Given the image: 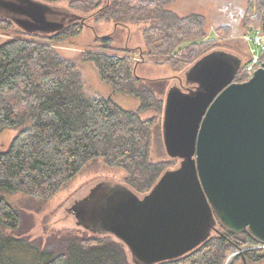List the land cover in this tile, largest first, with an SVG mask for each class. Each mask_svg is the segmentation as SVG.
I'll return each instance as SVG.
<instances>
[{
  "label": "trees",
  "instance_id": "obj_1",
  "mask_svg": "<svg viewBox=\"0 0 264 264\" xmlns=\"http://www.w3.org/2000/svg\"><path fill=\"white\" fill-rule=\"evenodd\" d=\"M174 1L110 0L101 6V0H71L69 8L80 18L51 35L58 41L78 35L86 18L82 13L87 12L95 22L110 20L117 26L149 22L143 30L146 53L140 51L141 56L176 69L204 53L194 50L206 42L202 41L206 32L204 16L182 18L169 11L166 6ZM246 12L244 24L264 30V0H249ZM0 21L7 26L13 23ZM228 30L218 28L222 34ZM112 36L96 37L104 51H85L82 60L93 62L100 79L114 91L137 97L136 111L122 109L111 97L85 95L75 64L53 57L49 45L21 38L0 43V133L29 122L0 152V191L47 200L97 158L123 169L127 182L139 192L148 191L157 181L162 163L149 161L155 117L142 119L140 112L155 106L154 93L163 84H140L132 58L113 53L125 48H115ZM240 72L244 80V69ZM19 222L17 210L0 195V264H129L124 244L109 236L50 237L41 245L37 240L3 234V228L16 229ZM234 236L242 237L243 245L257 243L247 231L225 229L192 253L159 264H222ZM257 251L245 250L241 255L256 262Z\"/></svg>",
  "mask_w": 264,
  "mask_h": 264
},
{
  "label": "water",
  "instance_id": "obj_2",
  "mask_svg": "<svg viewBox=\"0 0 264 264\" xmlns=\"http://www.w3.org/2000/svg\"><path fill=\"white\" fill-rule=\"evenodd\" d=\"M0 18L28 33L53 34L80 16L39 0H0ZM241 64L237 55L212 50L184 70L191 88H168L162 137L179 165L147 193L97 184L75 202L81 222L123 243L135 264L182 258L218 223L264 243V63L237 82Z\"/></svg>",
  "mask_w": 264,
  "mask_h": 264
},
{
  "label": "rangeland",
  "instance_id": "obj_3",
  "mask_svg": "<svg viewBox=\"0 0 264 264\" xmlns=\"http://www.w3.org/2000/svg\"><path fill=\"white\" fill-rule=\"evenodd\" d=\"M39 1L63 6L78 14L76 10L69 8L71 0ZM108 1L110 0H101V6L107 4ZM248 7L249 0H175L169 6L172 11L182 16L189 13L203 14L207 20V22L205 21L204 30L205 28L207 29L208 36L202 39V41L206 42L203 45H199L197 50L195 49L194 51H204L200 56L212 50H223L237 55L242 63L240 71L242 68L244 69V64L250 59L251 45L246 41L245 36L251 35L257 30L254 26L248 27L244 24ZM82 14L86 17L84 24H81L82 31L76 36L59 41L55 40L51 34H27L14 23L7 26V22L0 21V43L13 38H21L49 45L52 49L53 57L71 61L75 64L85 95L101 98L111 97L122 109L136 111L140 105V100L137 97L132 94L114 91L110 84L100 79L93 62L82 60V54L85 51H104L101 50L100 44L96 42V37L112 34L113 46L120 49L125 48L124 51L119 50L113 53L132 58L133 72L137 77H140V84L154 85L151 82H163L164 80L163 83H160L163 84V87H158V89L154 87L157 89L154 93L155 106L140 112V117L142 119L155 117V122L151 129L149 161L162 163L163 171L177 167L179 159L170 158L163 144L162 118L164 98L166 91L171 86H177L184 91L187 90L190 85L188 86L185 83L183 72L200 56H197L190 63L181 62L179 67L173 69L169 65L161 64L147 55L141 56V52L143 54L146 53L143 30L150 24L149 22L116 26L110 20L95 22L90 12ZM224 26L229 28L228 32L226 34L219 33L218 28ZM260 30L264 34V30ZM222 31L225 32V29ZM186 56L188 55L186 54ZM240 71L235 78L237 82L243 81ZM238 78L240 81L237 80ZM156 84L159 85V83ZM28 125L29 122H25L15 128H7L0 133V152L6 150L13 137ZM97 184L105 186L113 184L124 185L140 197L150 190L143 192L135 190L127 182V174L123 169L109 167L102 158H97L88 162L78 174L62 185L56 194L47 200L35 199L21 192L7 193L0 191V195H3L17 210L20 219L18 228H3V234L23 237L28 240H37L41 245H44L50 237L66 235L99 238L109 236L110 240L117 242L118 240L113 236L94 233L89 226L81 222L73 209L75 202L86 197L90 189ZM217 229L218 231L212 232L211 237L224 234L225 229L221 224H217ZM241 239L242 237L240 236L230 238L231 245L222 260V264H264V249L257 251L256 256L260 258L256 262L241 255L244 252L241 248L244 249L247 246L240 243ZM124 248L129 264H135L127 248L125 246ZM237 256L239 257L236 258Z\"/></svg>",
  "mask_w": 264,
  "mask_h": 264
},
{
  "label": "built area",
  "instance_id": "obj_4",
  "mask_svg": "<svg viewBox=\"0 0 264 264\" xmlns=\"http://www.w3.org/2000/svg\"><path fill=\"white\" fill-rule=\"evenodd\" d=\"M254 33V34H253ZM251 35H246L245 39L251 45L250 59L244 64L246 79L252 76V73L264 63V34L260 29L254 31ZM262 250L264 249V243L257 242L248 244L245 250Z\"/></svg>",
  "mask_w": 264,
  "mask_h": 264
},
{
  "label": "crops",
  "instance_id": "obj_5",
  "mask_svg": "<svg viewBox=\"0 0 264 264\" xmlns=\"http://www.w3.org/2000/svg\"><path fill=\"white\" fill-rule=\"evenodd\" d=\"M175 2V1H174ZM173 2V3H174ZM171 5V4H170ZM170 5H167L166 6V8L169 10V11H172L170 8H169V6ZM172 12H174V11H172ZM175 14H177L179 17H186V16H189V15H191V14H199V15H202V16H204L203 14H200V13H189V14H187V15H184V16H182V15H180V14H178V13H176V12H174ZM204 18H205V21L207 22V20H206V17L204 16ZM117 26V25H116ZM205 32H206V36H205V38L208 36V31H207V29L205 28Z\"/></svg>",
  "mask_w": 264,
  "mask_h": 264
},
{
  "label": "flooded vegetation",
  "instance_id": "obj_6",
  "mask_svg": "<svg viewBox=\"0 0 264 264\" xmlns=\"http://www.w3.org/2000/svg\"><path fill=\"white\" fill-rule=\"evenodd\" d=\"M245 80H247V79H244L243 81H245ZM189 87L191 88V86H189ZM189 87H188V88H189ZM101 195H102V194H100V196H101ZM100 196H99V197H100ZM99 197H97V199H99Z\"/></svg>",
  "mask_w": 264,
  "mask_h": 264
}]
</instances>
